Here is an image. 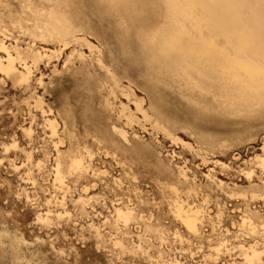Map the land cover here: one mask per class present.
I'll use <instances>...</instances> for the list:
<instances>
[{"label":"rangeland","instance_id":"rangeland-1","mask_svg":"<svg viewBox=\"0 0 264 264\" xmlns=\"http://www.w3.org/2000/svg\"><path fill=\"white\" fill-rule=\"evenodd\" d=\"M64 7L73 32L36 35ZM160 7L0 0V264H264L261 111L225 113L148 71ZM241 17L264 61L259 9Z\"/></svg>","mask_w":264,"mask_h":264},{"label":"bare ground","instance_id":"bare-ground-1","mask_svg":"<svg viewBox=\"0 0 264 264\" xmlns=\"http://www.w3.org/2000/svg\"><path fill=\"white\" fill-rule=\"evenodd\" d=\"M98 1L114 5L120 0ZM158 1L163 21L153 33L148 71L173 76L192 92L210 94L225 113L261 111L264 61L254 53L255 30L242 19L238 0ZM77 24L66 7L52 8L40 17L34 31L42 39L62 40ZM81 167L78 156L65 164L68 173L78 172ZM55 173L61 177L59 159L55 160ZM175 212L187 229H196V217L182 212L179 206ZM251 255L260 259L254 250Z\"/></svg>","mask_w":264,"mask_h":264},{"label":"snow or ice","instance_id":"snow-or-ice-1","mask_svg":"<svg viewBox=\"0 0 264 264\" xmlns=\"http://www.w3.org/2000/svg\"><path fill=\"white\" fill-rule=\"evenodd\" d=\"M173 5L170 4L169 7H172ZM238 7H252V8H257L259 9V13H260V22H261V28H262V32H264V0H251V2H249V0H241V3H239L238 5H236ZM122 28L126 29L125 25H121ZM262 55H264V52H262ZM261 84H262V92H264V64L261 65ZM261 108V119L262 121H264V102L261 103L260 105ZM28 135H30V133H27ZM11 147H16L15 143H13L11 145ZM59 147V145L57 146ZM8 149L5 148V151H7ZM70 155V154H69ZM5 163V161H0V164ZM69 174L71 175L72 172H69ZM250 176L252 174H249ZM261 182H262V186H264V172H261ZM173 191H175V189H173ZM262 199H264V197H261ZM115 215L121 216L123 217V213H115ZM125 224L128 223L127 219H125ZM120 246L117 245V248H119ZM139 254V250L134 251L133 253H130L129 255H138ZM219 259V258H217ZM127 264H138V262L136 261H131V262H127ZM142 264V262H141Z\"/></svg>","mask_w":264,"mask_h":264}]
</instances>
